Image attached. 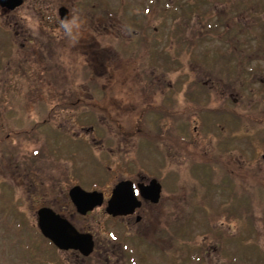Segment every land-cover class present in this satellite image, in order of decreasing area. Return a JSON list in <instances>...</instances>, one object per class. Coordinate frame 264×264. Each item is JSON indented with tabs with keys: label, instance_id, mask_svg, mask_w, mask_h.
<instances>
[{
	"label": "rangeland",
	"instance_id": "rangeland-1",
	"mask_svg": "<svg viewBox=\"0 0 264 264\" xmlns=\"http://www.w3.org/2000/svg\"><path fill=\"white\" fill-rule=\"evenodd\" d=\"M67 1L76 5L71 34L61 0L50 13L27 3L19 37L0 23V264H96L42 234L45 205L95 232L113 264H264V0H202L190 18L168 21L152 48L131 34L140 24L131 27L135 0ZM239 11L249 13L243 32ZM88 12L101 17L106 38L95 59L83 44L97 34ZM173 26L190 43L171 40ZM203 26L209 32L193 39ZM241 49H260V57L241 58ZM168 55L178 70L152 73L150 62ZM236 60L247 62L244 73L232 68ZM32 64L35 72L23 69ZM145 74L157 85L144 90ZM157 92L164 110L155 113ZM140 176L163 184L161 201L147 205L157 217L144 233L112 219L105 205L80 215L69 198L75 186L109 197L118 180Z\"/></svg>",
	"mask_w": 264,
	"mask_h": 264
},
{
	"label": "flooded vegetation",
	"instance_id": "flooded-vegetation-1",
	"mask_svg": "<svg viewBox=\"0 0 264 264\" xmlns=\"http://www.w3.org/2000/svg\"><path fill=\"white\" fill-rule=\"evenodd\" d=\"M62 1L63 0H61V2H59L60 5L58 7L59 18H60L61 22L68 23L70 21V19H71L70 11H71L72 7H75L76 5L74 3H71V1H67V0H64L63 2ZM196 1H198V0H192L191 2L189 0H182L181 3H179L180 0L179 1H177V0H135V2H133L131 4H128V6H127V8L129 7L128 10L130 12V14H129L130 19L132 20V26L131 27L135 28L136 27L135 26L136 22H137V25H138L139 22H140V24L138 25V27L136 29H134L132 31L131 34L134 35V38H139L141 42L145 43L146 47L152 48V44L154 42L159 41L157 33L161 31L163 26L164 27L166 26L168 21L172 22L173 19L177 16V14H181V15L185 14V16H187V18H190V16L195 14L196 11H199L198 8H201L200 5L196 6V4H201V2H203V1H204L203 5H208L209 4V2H205V0H203V1L199 0V2H196ZM53 2H54V0H34V3H32L31 0H22V2H20V4L15 6L13 9L5 8V7H2L0 5V10H1L0 23H6V24H9V25L13 26L15 28L16 35L19 37L21 35L20 27H19L20 26V17H19L20 15H19V12L22 9L26 8L25 5L27 3H29V5L30 4H34V6L36 7V5L39 4L41 8L49 9V13H50V8H52L51 4ZM189 2L191 3L192 7H191V5L189 6ZM29 5H28V7H29ZM63 7L66 8L69 11V19L68 20L62 19L61 15H60V9L63 8ZM53 9H55V5H54ZM250 10H251V14H250L251 16L249 17V19H251L253 17V19H252L253 21L258 20L259 19L258 17L260 15V6H253L252 8H250ZM200 11H202V10H200ZM206 14H207V12H205V15ZM245 15L248 16L249 13L245 12V11H239L238 12V26L243 27L242 29H240L241 32L244 31V26H246L245 25L246 22H245V24L241 23V21H246L244 19ZM87 16H88V18H90V21H91L90 25H91L92 29H93V26L97 27V30H95V31H97V34L93 35V37L90 40L86 41L85 43L83 41V44H86V43L91 44V46H92L91 48L94 49V54L92 56L95 59L97 57L98 49L102 46V43L104 41H106V38L103 36L101 39H99V28H100L101 17L98 16V14H93L91 12H88ZM205 20L206 19H204V21ZM152 22H156L155 29L153 30V32H152V30L150 28ZM196 29L197 28H195V32L193 31L194 32V38L193 39H195L197 37L202 38L204 36V34L209 32L207 30V26H203V27H201V29H198V30H196ZM105 30H106V28H103L102 31L104 32ZM108 31H110V30H108ZM196 32H197V34H196ZM169 34L172 35V36H170L171 40H175L176 39L179 42L185 41L187 43H190V41H191V40H189V39H187L185 37L184 29L182 30L181 27H179V26L175 27V29H174V26H173V28H171V31H169ZM156 37H157V40H156ZM189 38H191V37H189ZM155 45L157 46L156 43H155ZM242 51L244 53H246L244 50L241 49L239 51L241 58H245V57H248V58H259L260 57V49H257L256 51L247 50V52H249V54L248 53H246V54L243 53L242 54ZM154 52L157 53V56H155V57H159L158 55H163V53L162 52H158V50H156ZM83 54L86 55V52L83 51ZM169 56L170 55H168V57ZM174 56L175 55L170 56L171 59H167V62L164 63V64H163L162 60L161 61H157V58H156V61H154V62L151 61L150 64H152V65H151L150 68H152V70H154V71H152V73L156 72L155 70L157 68H163V69L167 68L168 72L171 71V70H174V68L176 70H178V67L175 66L176 61H175ZM140 58H141V56H140ZM255 61L258 62L259 60L256 59ZM37 63L41 67H43L42 63H44V61L41 60V61H38ZM45 63H47V62H45ZM18 64H19V66H21V62H18ZM246 64H247V62H244L243 60H240V61L236 60V66L235 67L227 66L226 70H230L231 67H232L233 69H235L236 73H239V74L240 73H244L245 69H246L245 68ZM144 66H145L144 62L142 61V67H144ZM179 68H180V66H179ZM23 69H26V70H31L32 69L34 71L33 64L29 65L27 67H24ZM92 69H94L93 66H92ZM252 70L253 69H251L250 72H252ZM18 71L19 70L15 71L14 73H16ZM142 73H144V71ZM255 73H257V72H253V73H250V74H255ZM17 74H19V73H17ZM49 74L50 75H54V77H55V73H53V71L51 73H49ZM152 76L156 77V75H152ZM152 76L145 74V83H142L143 84L142 87H143L144 90H147L146 87H147V85L149 83L157 85V84H155L153 82L154 78ZM28 82L30 83V81H28ZM244 84H246V83H244ZM241 85L243 86L242 82H241ZM170 86H172V84H170ZM79 88H81L80 90L84 89V87H79ZM95 89H96V86H94V89L92 88V90H94V91H95ZM68 94L70 95V93H68ZM80 94H82V93L79 91V93H77V95H80ZM156 94L159 95V97H160V94H158V92ZM77 103L78 102H75V104H77ZM149 106H151L152 109H154L152 111H155V113H157L158 110H160L158 108H161L162 110H164V105H163V101L161 100V97L158 99V103L156 105L150 104ZM173 113H174L173 115H176L177 111L174 110ZM163 117L164 118L173 119V116H171L169 113L167 115H163ZM177 120H178V118L174 119V121H177ZM46 121H48V119ZM2 127H3V125H2ZM173 127L176 128V124H174ZM81 128H83V127H81ZM91 128L93 129V127H91ZM124 180L132 181L135 193L137 195V198L141 201V205L136 207L133 212L125 214V215L113 216V215H111V214H109L107 212L106 213L109 216L111 215L112 219H114V217H116V219H121V220L123 219L126 222L127 228L131 229V232H133L134 229H135V230H139L141 233H144V231L147 228L150 229L151 225L153 224V222L155 221V219L157 217L155 211L149 210L147 208V205H150L153 208L159 202L158 203H153V202H151L149 200L144 199L141 196L140 189H139V184L147 185L148 182H149L148 179L145 180V177L140 176L139 179H127L126 178ZM142 180H145V182H142ZM121 181H119V182H121ZM117 182L112 187V190L110 192V196L109 197L106 196L103 191L94 190V191H99V192L103 193L104 200H103V203H102L101 206L105 205V211L107 210L106 208L108 206V201H109V199H110V197H111V195L113 193V189L119 183V182L118 183ZM161 185H162V191H161V197H160L159 201H161L162 194H163V184L161 183ZM69 198H70V191H69ZM71 201H72V199H71ZM73 205L75 206L74 203H73ZM45 207H48V205H45ZM49 208H52V207L49 206ZM52 209L57 214H60V212L56 211L54 208H52ZM75 210L80 215H86L89 212L93 211V210H91V211L87 212L86 214H81L80 212L77 211V208H75ZM61 216L66 218V219H68L71 222V224H73V226L76 228V230L80 234H91L93 236V241H94L93 251L87 256L84 255L78 249H68V250H61L60 249L61 251L75 253L79 258H81L84 261L83 263H86L87 261H92L94 259L96 261V264H113V262H112L113 259L108 254L109 251H110V248L109 247H100V246L97 247L98 238L96 237V233L95 232H92L90 230L86 231L85 229L78 227L72 221L71 217L69 218V217H66L64 215H61ZM140 224H142V226H138ZM100 249L101 250L103 249V251H102V253L104 255L103 257L101 256L102 255L101 252H99ZM96 251H98V256H97V254H95ZM93 256H95V257L97 256V257L95 258Z\"/></svg>",
	"mask_w": 264,
	"mask_h": 264
},
{
	"label": "water",
	"instance_id": "water-1",
	"mask_svg": "<svg viewBox=\"0 0 264 264\" xmlns=\"http://www.w3.org/2000/svg\"><path fill=\"white\" fill-rule=\"evenodd\" d=\"M22 0H0V5L13 9ZM62 19H69V11L60 9ZM141 196L153 203H158L161 197L162 185L157 179L151 180L150 184H139ZM70 198L81 214L101 206L104 200L102 192L86 191L80 186L70 190ZM141 205L137 198L132 181L122 180L113 189V194L108 201L107 212L113 216L125 215L134 211ZM38 226L42 234L50 239L61 250L78 249L84 255H89L94 248L91 234H80L71 222L57 214L52 208L43 207L38 211ZM88 237V238H87Z\"/></svg>",
	"mask_w": 264,
	"mask_h": 264
},
{
	"label": "clouds",
	"instance_id": "clouds-1",
	"mask_svg": "<svg viewBox=\"0 0 264 264\" xmlns=\"http://www.w3.org/2000/svg\"><path fill=\"white\" fill-rule=\"evenodd\" d=\"M63 26L66 29V32L69 33V34H71L72 28L67 23H64ZM76 27H78V25Z\"/></svg>",
	"mask_w": 264,
	"mask_h": 264
}]
</instances>
